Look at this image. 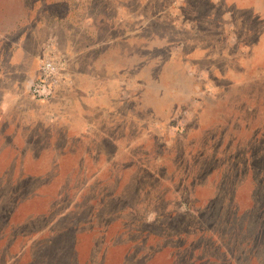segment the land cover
Returning a JSON list of instances; mask_svg holds the SVG:
<instances>
[{
    "label": "rangeland",
    "instance_id": "1",
    "mask_svg": "<svg viewBox=\"0 0 264 264\" xmlns=\"http://www.w3.org/2000/svg\"><path fill=\"white\" fill-rule=\"evenodd\" d=\"M0 264H264V0H0Z\"/></svg>",
    "mask_w": 264,
    "mask_h": 264
},
{
    "label": "built area",
    "instance_id": "2",
    "mask_svg": "<svg viewBox=\"0 0 264 264\" xmlns=\"http://www.w3.org/2000/svg\"><path fill=\"white\" fill-rule=\"evenodd\" d=\"M60 77L57 63L51 60L44 61L40 66L39 75L27 86L30 95L40 100L52 97Z\"/></svg>",
    "mask_w": 264,
    "mask_h": 264
}]
</instances>
